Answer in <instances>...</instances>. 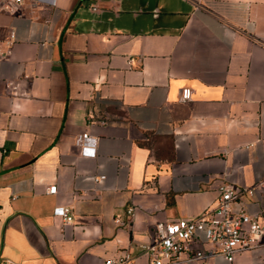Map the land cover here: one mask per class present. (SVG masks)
Listing matches in <instances>:
<instances>
[{
    "label": "crops",
    "instance_id": "crops-1",
    "mask_svg": "<svg viewBox=\"0 0 264 264\" xmlns=\"http://www.w3.org/2000/svg\"><path fill=\"white\" fill-rule=\"evenodd\" d=\"M7 1L0 263L100 264L125 248L146 264L156 220L212 206L225 174L247 187L263 173L264 0ZM234 264H264V235Z\"/></svg>",
    "mask_w": 264,
    "mask_h": 264
},
{
    "label": "built area",
    "instance_id": "built-area-1",
    "mask_svg": "<svg viewBox=\"0 0 264 264\" xmlns=\"http://www.w3.org/2000/svg\"><path fill=\"white\" fill-rule=\"evenodd\" d=\"M6 2L8 9L20 0ZM91 5V9H95ZM189 88H182L179 100L190 98ZM81 154L92 155L93 140L87 131L77 135ZM93 181L98 178L93 176ZM55 184L46 186L47 192H55ZM219 191L212 206H207L196 216L160 219L154 222V236L141 247L146 251V264H234L237 251L250 247L256 239L264 235V166L247 187L238 186L225 174L217 185ZM245 193L254 199L244 200ZM126 212L132 213V207ZM53 216L69 223L71 213L67 204H55ZM119 222V218H115ZM6 262H1L4 264ZM100 264H134L130 252L121 248L116 254L106 257Z\"/></svg>",
    "mask_w": 264,
    "mask_h": 264
}]
</instances>
